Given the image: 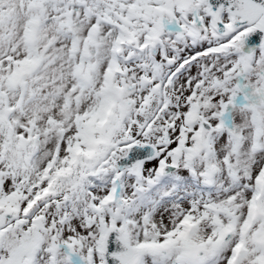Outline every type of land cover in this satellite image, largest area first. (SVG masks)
<instances>
[{
    "label": "snow or ice",
    "instance_id": "obj_1",
    "mask_svg": "<svg viewBox=\"0 0 264 264\" xmlns=\"http://www.w3.org/2000/svg\"><path fill=\"white\" fill-rule=\"evenodd\" d=\"M0 264H264V0H0Z\"/></svg>",
    "mask_w": 264,
    "mask_h": 264
}]
</instances>
